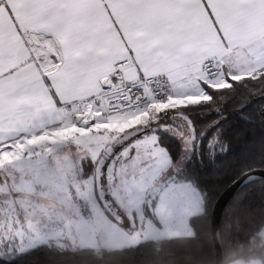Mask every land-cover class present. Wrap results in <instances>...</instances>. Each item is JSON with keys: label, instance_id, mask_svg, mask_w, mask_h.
I'll return each mask as SVG.
<instances>
[{"label": "snow or ice", "instance_id": "1", "mask_svg": "<svg viewBox=\"0 0 264 264\" xmlns=\"http://www.w3.org/2000/svg\"><path fill=\"white\" fill-rule=\"evenodd\" d=\"M0 264H264V0H0Z\"/></svg>", "mask_w": 264, "mask_h": 264}]
</instances>
